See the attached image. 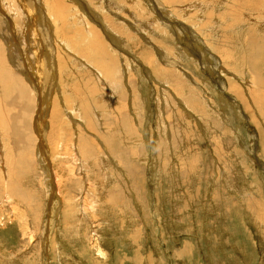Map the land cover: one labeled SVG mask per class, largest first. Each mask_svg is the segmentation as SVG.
I'll return each mask as SVG.
<instances>
[{"label": "rangeland", "instance_id": "1", "mask_svg": "<svg viewBox=\"0 0 264 264\" xmlns=\"http://www.w3.org/2000/svg\"><path fill=\"white\" fill-rule=\"evenodd\" d=\"M0 264H264V0H0Z\"/></svg>", "mask_w": 264, "mask_h": 264}, {"label": "bare ground", "instance_id": "2", "mask_svg": "<svg viewBox=\"0 0 264 264\" xmlns=\"http://www.w3.org/2000/svg\"><path fill=\"white\" fill-rule=\"evenodd\" d=\"M38 4V3H37ZM38 9H39V7H38ZM40 10V9H39ZM40 14V13H39ZM96 38V37H95ZM100 45V44H99ZM101 46V45H100ZM258 69V68H257ZM257 75V74H256ZM263 78V77H262Z\"/></svg>", "mask_w": 264, "mask_h": 264}]
</instances>
